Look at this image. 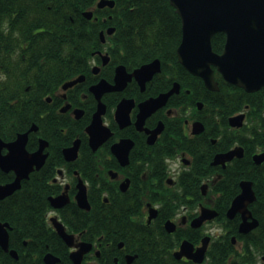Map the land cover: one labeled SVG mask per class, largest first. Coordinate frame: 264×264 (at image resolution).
I'll return each mask as SVG.
<instances>
[{
  "label": "flooded vegetation",
  "instance_id": "obj_1",
  "mask_svg": "<svg viewBox=\"0 0 264 264\" xmlns=\"http://www.w3.org/2000/svg\"><path fill=\"white\" fill-rule=\"evenodd\" d=\"M107 8L97 1L85 16L95 45L62 47L61 61L30 64L28 78H0V264H264L256 190L250 213L229 214L252 179L239 177L235 192L224 174L246 160L230 132L250 123L249 104L222 126L217 104L188 100L179 64L133 61L114 43ZM214 70L232 97L264 102V85L248 91Z\"/></svg>",
  "mask_w": 264,
  "mask_h": 264
},
{
  "label": "trees",
  "instance_id": "obj_2",
  "mask_svg": "<svg viewBox=\"0 0 264 264\" xmlns=\"http://www.w3.org/2000/svg\"><path fill=\"white\" fill-rule=\"evenodd\" d=\"M98 0H0V78L12 73H23L29 65L38 67L43 61L56 63L53 58L62 55V47L83 48L98 42V28L94 21L88 20L83 11L96 4ZM113 8H107L106 14L113 19L108 24L117 26L112 40L120 46L129 48L128 55L133 61L144 62L155 57L179 64L187 74V86L191 90L188 100L202 99L209 104L220 107L221 125L229 129L228 117L246 104H249L250 123L241 130H234V143L244 145L246 160L235 159L224 171L227 177H235L232 187L239 191L237 180L246 177L254 180L258 200L253 208L264 207V188L258 184L259 176L264 175L263 169L252 159L258 148L264 150V102L256 100H237L224 87L220 79V91L209 90L202 79L192 75L177 61L175 49L181 41L182 22L170 0H115ZM103 14V13H102ZM224 36L217 33L213 37V47L221 50L218 39ZM116 45V44H115ZM43 58V59H42ZM138 59V60H136ZM31 63H30V62ZM22 77V76H21ZM179 76H177V79ZM5 86V84H0ZM200 86L204 92H199ZM0 94H5L0 91ZM264 165V163H263ZM262 165V166H263ZM198 170L201 173L202 168ZM227 178L225 184L230 185ZM227 189V188H226ZM260 220L259 229L264 235V213H256ZM258 239V236H254Z\"/></svg>",
  "mask_w": 264,
  "mask_h": 264
},
{
  "label": "water",
  "instance_id": "obj_3",
  "mask_svg": "<svg viewBox=\"0 0 264 264\" xmlns=\"http://www.w3.org/2000/svg\"><path fill=\"white\" fill-rule=\"evenodd\" d=\"M182 20V39L177 48L179 61L194 75L200 76L211 90H219L215 79L216 66L224 78L254 91L264 85V0H170ZM115 0H100L99 7H114ZM88 18L92 11H85ZM114 28H109L112 33ZM218 32L227 35L222 53L213 49L212 38ZM102 34H104L102 32ZM103 37V36H102ZM159 64L156 59L144 64L141 70ZM173 92V91H172ZM171 92V93H172ZM167 95H164L167 97ZM243 115L230 117L231 125L241 126ZM96 117L90 132L98 125ZM243 147H236L225 154L229 160ZM257 163L264 161V152L256 154ZM242 191L234 199L230 215L237 211L250 213L247 204L256 198L253 182H242ZM246 215V214H244ZM257 222L253 223L256 225ZM4 238V237H3Z\"/></svg>",
  "mask_w": 264,
  "mask_h": 264
}]
</instances>
